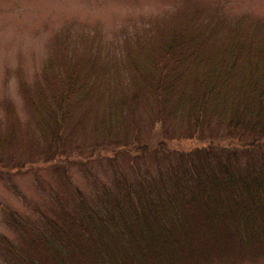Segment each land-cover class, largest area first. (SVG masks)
I'll list each match as a JSON object with an SVG mask.
<instances>
[{
    "label": "rangeland",
    "instance_id": "obj_1",
    "mask_svg": "<svg viewBox=\"0 0 264 264\" xmlns=\"http://www.w3.org/2000/svg\"><path fill=\"white\" fill-rule=\"evenodd\" d=\"M176 24L205 36L212 32L218 40L228 36L233 24L263 33L264 0H0V264H19L17 257L22 256L49 264L47 251L31 240L36 228L42 229L47 220L64 227L66 212L77 211L81 200L95 206L103 189L114 190L121 175L133 180L136 168L156 175L168 164L166 159L177 164L179 153L207 146L197 136L185 137L180 132L185 124L170 122L171 117L154 126V102L143 89L135 105L123 103V112L118 107L136 90L131 62L141 65L144 53ZM61 61L76 64L86 79L83 92L65 104L72 117L54 147L43 141L28 100L38 93L49 100L52 88L61 87ZM108 110L123 113L117 114L115 125L120 144L124 138L146 143L178 133L166 149L144 156L121 148H93L101 138L108 139L98 129ZM118 127L123 130L117 134ZM100 237L108 252L94 254L91 247H99L98 242L79 238L68 259L97 264L101 258L109 264L111 258L133 264L124 260L128 253L113 230ZM6 241L15 245V253ZM178 257V264H264V240L240 242L229 233L214 240L192 230ZM142 262L163 264L150 257Z\"/></svg>",
    "mask_w": 264,
    "mask_h": 264
},
{
    "label": "trees",
    "instance_id": "obj_2",
    "mask_svg": "<svg viewBox=\"0 0 264 264\" xmlns=\"http://www.w3.org/2000/svg\"><path fill=\"white\" fill-rule=\"evenodd\" d=\"M160 39L144 53L141 65L131 62L136 90L129 102L119 101V110L124 104L135 105L143 89L154 102V126L171 117L170 122L185 124V131H180L185 137L197 136L207 146L179 153L177 164L166 159L168 164L164 162L156 175L138 168L133 180L121 175L114 190L103 189L95 206L81 200L77 211L66 212L64 227L47 220L42 229L36 228L31 240L47 251L49 264H87L79 258L68 259L77 241H97L100 248L90 246L94 254L102 249L108 252L100 236L111 230L128 253L124 260L133 264H143L145 257L178 264L181 242L190 238L192 230L214 240L228 233L240 242L264 240V32H246L233 24L228 36L218 40L212 32L205 36L176 24ZM60 66L64 71L61 87L52 88L50 99L38 93L28 100L43 141L54 147L72 117L65 104L83 92L86 79L76 64L61 61ZM114 109H118L116 103ZM122 112L113 115L108 110L98 127L108 139L101 138L93 148H121V152L144 156L166 149L178 133L174 130L172 136L164 137L165 133L146 143L138 137L124 138L120 144L115 125ZM11 137L7 142L12 145ZM73 224L76 231L71 232ZM6 244L15 253V245ZM17 259L19 264H37L23 256ZM97 259V264L104 263Z\"/></svg>",
    "mask_w": 264,
    "mask_h": 264
}]
</instances>
